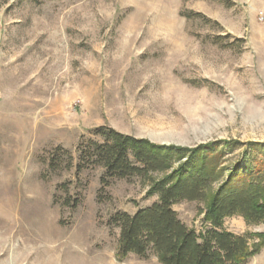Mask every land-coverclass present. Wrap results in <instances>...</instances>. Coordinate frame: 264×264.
<instances>
[{"label": "rangeland", "instance_id": "rangeland-1", "mask_svg": "<svg viewBox=\"0 0 264 264\" xmlns=\"http://www.w3.org/2000/svg\"><path fill=\"white\" fill-rule=\"evenodd\" d=\"M101 125L212 144L213 192L252 155L264 160V0H0V264H161L120 259L108 225L157 201L150 181L101 190L102 167L77 170V146ZM174 209L198 235L209 228L206 202ZM222 229L259 246L246 264H264V221L234 215Z\"/></svg>", "mask_w": 264, "mask_h": 264}, {"label": "trees", "instance_id": "trees-1", "mask_svg": "<svg viewBox=\"0 0 264 264\" xmlns=\"http://www.w3.org/2000/svg\"><path fill=\"white\" fill-rule=\"evenodd\" d=\"M192 14L182 13L188 19ZM92 136L83 137L77 146L78 171L87 165L102 167L101 190L109 185V179H148V194L158 196L157 201L134 214L117 212L109 219L108 225L120 230V259L132 254L143 259L154 255L161 264H246L258 253L259 246L251 248L246 236L223 230L222 225L234 215L248 223L264 221L263 159L252 155L246 163L252 162L254 167L250 163L239 166L213 192L222 170L210 165L221 157L220 151H210L212 144L194 149L158 145L108 125L94 128ZM59 150L67 155L70 168L71 153L62 147ZM183 159L175 168L174 163ZM56 167L52 158L49 168ZM154 174L164 176L155 180ZM79 201L75 200L74 206ZM184 201L207 203L210 226L201 235L191 230L174 209Z\"/></svg>", "mask_w": 264, "mask_h": 264}, {"label": "bare ground", "instance_id": "bare-ground-1", "mask_svg": "<svg viewBox=\"0 0 264 264\" xmlns=\"http://www.w3.org/2000/svg\"><path fill=\"white\" fill-rule=\"evenodd\" d=\"M56 262V261H55ZM45 264V263H44ZM89 264H97V261L96 260H94L92 263H89ZM103 264V263H102ZM104 264H112L111 262H109V263H104Z\"/></svg>", "mask_w": 264, "mask_h": 264}]
</instances>
